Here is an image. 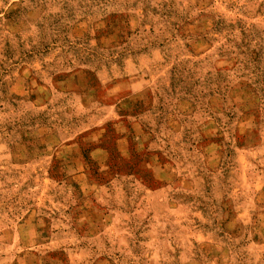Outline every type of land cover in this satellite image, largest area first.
Returning <instances> with one entry per match:
<instances>
[{"label":"rangeland","instance_id":"1","mask_svg":"<svg viewBox=\"0 0 264 264\" xmlns=\"http://www.w3.org/2000/svg\"><path fill=\"white\" fill-rule=\"evenodd\" d=\"M0 264H264V0H0Z\"/></svg>","mask_w":264,"mask_h":264}]
</instances>
